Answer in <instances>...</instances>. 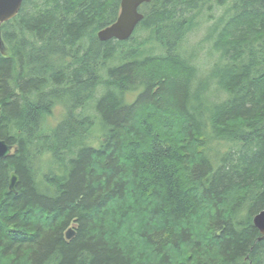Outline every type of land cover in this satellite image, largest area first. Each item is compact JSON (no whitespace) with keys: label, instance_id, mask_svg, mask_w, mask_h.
Instances as JSON below:
<instances>
[{"label":"trees","instance_id":"obj_1","mask_svg":"<svg viewBox=\"0 0 264 264\" xmlns=\"http://www.w3.org/2000/svg\"><path fill=\"white\" fill-rule=\"evenodd\" d=\"M120 2L0 25V264H264V0H151L101 42Z\"/></svg>","mask_w":264,"mask_h":264},{"label":"water","instance_id":"obj_2","mask_svg":"<svg viewBox=\"0 0 264 264\" xmlns=\"http://www.w3.org/2000/svg\"><path fill=\"white\" fill-rule=\"evenodd\" d=\"M26 0H0V25L7 23L17 17L20 13L23 3ZM151 0H121L120 13L117 20L111 25L101 29L97 37L101 42L117 40L120 42L128 41L132 38L137 26L144 19V15L139 8ZM1 36V33H0ZM13 147L0 139V159H5L13 152ZM19 179L15 173L11 174L9 187L15 192ZM254 226L259 230L261 238H264V209L254 216ZM75 235L74 230L69 229L66 233V239H71Z\"/></svg>","mask_w":264,"mask_h":264},{"label":"rangeland","instance_id":"obj_3","mask_svg":"<svg viewBox=\"0 0 264 264\" xmlns=\"http://www.w3.org/2000/svg\"><path fill=\"white\" fill-rule=\"evenodd\" d=\"M214 16L216 18H219L220 14H219V11H217ZM206 27H207V24H202V27L200 28L199 32L196 33V34H193L189 37L188 39V44L186 45L188 48H191L192 46H195L200 40L201 38L203 37V35L205 34L206 32ZM0 50L4 53H6V49H5V44L0 36ZM196 66L198 67V70H199V78L201 79L202 77H205L207 76L209 73H210V69L213 67V60L209 58L208 56V53H207V50L204 51V52H200L198 55H197V59L194 60ZM206 80V79H205ZM214 88V85H212V89ZM211 95H214V97H222L224 98V95L218 93L215 95V93L213 94L211 92ZM61 115V110L60 108H57L55 110V119L56 121L60 119V116ZM55 122V120H54Z\"/></svg>","mask_w":264,"mask_h":264}]
</instances>
